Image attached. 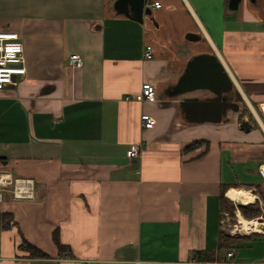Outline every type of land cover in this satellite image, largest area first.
Masks as SVG:
<instances>
[{
  "label": "crops",
  "instance_id": "0c3cea01",
  "mask_svg": "<svg viewBox=\"0 0 264 264\" xmlns=\"http://www.w3.org/2000/svg\"><path fill=\"white\" fill-rule=\"evenodd\" d=\"M119 1L0 0V31L20 34L26 65L0 89V172L34 181L30 198L2 192L0 264H162L195 250L218 251L209 264H262L263 233L218 245L222 185L235 204L237 193L244 204L264 202V0L234 11L229 0H149L142 22ZM73 53L83 66L69 64ZM199 54L223 62L234 82L226 95L252 112L250 130L232 108L217 122L190 117L186 98L214 96L177 89ZM146 81L156 101L136 98ZM143 113L154 127L142 126ZM137 142L144 148L129 158ZM56 231L73 258H58ZM24 239L50 258L29 257Z\"/></svg>",
  "mask_w": 264,
  "mask_h": 264
},
{
  "label": "built area",
  "instance_id": "2783aa9c",
  "mask_svg": "<svg viewBox=\"0 0 264 264\" xmlns=\"http://www.w3.org/2000/svg\"><path fill=\"white\" fill-rule=\"evenodd\" d=\"M154 7H161L162 4L156 1L152 4ZM144 58L152 59L154 57L153 46L147 44L143 50ZM69 64L73 67H81L84 59L80 54L73 53L69 57ZM26 74L25 54L23 44L20 42V34L16 31H0V89L8 85H16L18 76ZM140 101H156V89L153 83L146 81L142 85L141 92L136 96ZM142 126L146 129L154 127L156 119L149 113H143L141 116ZM144 142H137L127 150L129 158H136L142 152ZM259 172L264 178V164L259 166ZM9 190L15 198H30L34 192V181L25 177H13L6 172H0V200L2 192ZM264 209V202L260 201ZM261 218V219H260ZM263 220V221H262ZM257 230L248 231L264 234V217L260 216L256 220ZM233 252L227 253V259L233 256ZM210 262H201L194 258L193 253L186 262H163L162 264H209ZM81 264H93L92 260H84ZM131 264H158L155 261L135 260ZM262 264H264V259Z\"/></svg>",
  "mask_w": 264,
  "mask_h": 264
},
{
  "label": "water",
  "instance_id": "95a60500",
  "mask_svg": "<svg viewBox=\"0 0 264 264\" xmlns=\"http://www.w3.org/2000/svg\"><path fill=\"white\" fill-rule=\"evenodd\" d=\"M241 0H229V8L236 10ZM257 2L258 0H251ZM149 0H120L118 2L119 11L124 12L130 18L143 21L144 14L148 12L147 6ZM234 86V82L226 70L223 62L216 54H199L193 56L189 61L185 73L179 80L178 91L190 92L196 89L209 90L214 94L213 97L206 100H198L197 98H186L183 102L185 107L192 106L191 118L196 121H220L227 111L232 108L234 111H241L240 128L250 130L252 122L244 109H240L238 103L230 102L226 95ZM237 206L244 203L237 201Z\"/></svg>",
  "mask_w": 264,
  "mask_h": 264
},
{
  "label": "trees",
  "instance_id": "16d2710c",
  "mask_svg": "<svg viewBox=\"0 0 264 264\" xmlns=\"http://www.w3.org/2000/svg\"><path fill=\"white\" fill-rule=\"evenodd\" d=\"M244 111L249 116L250 121L255 122L254 115L252 114V112H250V110L247 107H244ZM198 143L199 141H195L192 144H190L188 147L194 148L197 146ZM227 189H228L227 186L222 185L221 194H220L222 211H224V209L227 207V203L229 202V199L225 196ZM235 209L236 207L233 204L230 210L232 211V213H234ZM239 209L243 213L244 217L248 219L259 217L260 215H262L263 212V209L258 200L253 203L243 204L239 206ZM1 219H2V227L4 229H9L15 224L14 217L11 213L3 214L1 216ZM244 237L245 236H233V235L231 236L222 231L219 236L218 250L221 249L228 250L232 248L236 243H238L239 242L238 240H241ZM54 241L59 251L58 258L61 259L73 258L71 248L60 241L59 234L57 231L54 233ZM20 246L24 251L28 252V256L31 258H50V256L47 253L43 252L41 249L29 243L26 239L22 241ZM193 255L196 260L201 262H213L218 259V251L215 250H195L193 252ZM58 264H62V263L58 262Z\"/></svg>",
  "mask_w": 264,
  "mask_h": 264
},
{
  "label": "rangeland",
  "instance_id": "374dc122",
  "mask_svg": "<svg viewBox=\"0 0 264 264\" xmlns=\"http://www.w3.org/2000/svg\"><path fill=\"white\" fill-rule=\"evenodd\" d=\"M233 198V197H232ZM235 200V199H233ZM233 204L235 205L236 209L234 211V213H232V211L230 210V208L233 206ZM263 209V208H262ZM239 207L235 204V202H233L231 199H229V202L227 203V207L224 209V213H223V228H224V233L226 234H229V235H233V236H243V235H247V234H254L256 232H250L248 233L247 231L239 228L236 230V227H238L239 225V220H244L243 217V213L241 212L240 210V215H239ZM243 217H242V216ZM262 217H264V209H263V212H262V215H260ZM259 216V217H260ZM245 218V217H244ZM258 217H255V218H252V219H248V218H245L247 220H256ZM261 219V218H260ZM253 224V223H252ZM251 224V226H252ZM254 226H252L251 228H253Z\"/></svg>",
  "mask_w": 264,
  "mask_h": 264
},
{
  "label": "bare ground",
  "instance_id": "6f19581e",
  "mask_svg": "<svg viewBox=\"0 0 264 264\" xmlns=\"http://www.w3.org/2000/svg\"><path fill=\"white\" fill-rule=\"evenodd\" d=\"M235 196H237L239 200H243V199H246L247 198V197H244L243 195L238 194V193ZM244 220H239V224H241V223L242 224L239 225L238 227H236V230L239 229V228H241L243 230H249L252 226H254V222H255V224L257 226V222L255 220H247V221H244ZM251 224H252V226H251Z\"/></svg>",
  "mask_w": 264,
  "mask_h": 264
}]
</instances>
